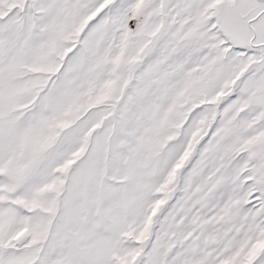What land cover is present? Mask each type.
I'll return each mask as SVG.
<instances>
[{
	"label": "snow or ice",
	"instance_id": "snow-or-ice-1",
	"mask_svg": "<svg viewBox=\"0 0 264 264\" xmlns=\"http://www.w3.org/2000/svg\"><path fill=\"white\" fill-rule=\"evenodd\" d=\"M0 264H264V0H0Z\"/></svg>",
	"mask_w": 264,
	"mask_h": 264
}]
</instances>
